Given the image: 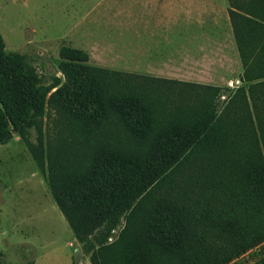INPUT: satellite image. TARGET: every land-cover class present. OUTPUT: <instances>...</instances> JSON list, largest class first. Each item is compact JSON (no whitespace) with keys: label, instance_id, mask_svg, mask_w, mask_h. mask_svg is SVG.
Segmentation results:
<instances>
[{"label":"trees","instance_id":"16d2710c","mask_svg":"<svg viewBox=\"0 0 264 264\" xmlns=\"http://www.w3.org/2000/svg\"><path fill=\"white\" fill-rule=\"evenodd\" d=\"M229 1L234 88L95 66L70 45L41 75L0 34V145L69 120L83 177L49 180L92 264H228L264 242V0Z\"/></svg>","mask_w":264,"mask_h":264},{"label":"rangeland","instance_id":"374dc122","mask_svg":"<svg viewBox=\"0 0 264 264\" xmlns=\"http://www.w3.org/2000/svg\"><path fill=\"white\" fill-rule=\"evenodd\" d=\"M230 6L226 0L216 17L228 43V54L222 64L217 63L208 72L211 75L192 78L203 84L231 88L243 84L235 36L233 31H227ZM143 8L147 7L142 6L141 0H0L4 51L26 55L41 75H52L61 62L63 45L85 46L92 53L90 64L136 73L141 65L135 60L136 33L140 23L150 22L153 17L150 12L143 14ZM93 30L97 35L91 34ZM105 48L111 53L105 55ZM159 48L166 51L167 47ZM124 49L132 54L120 53ZM175 68L169 74L188 80L183 77V63L177 62ZM67 122L58 115L43 116L24 132L14 133L10 142L0 145L1 264H92L91 253L84 252L49 180L51 166L58 175H67L66 179L83 177V153L76 137L67 132ZM263 256L264 242L228 264H252Z\"/></svg>","mask_w":264,"mask_h":264},{"label":"crops","instance_id":"0c3cea01","mask_svg":"<svg viewBox=\"0 0 264 264\" xmlns=\"http://www.w3.org/2000/svg\"><path fill=\"white\" fill-rule=\"evenodd\" d=\"M137 4L140 5V2ZM141 4H146L147 7L143 8V14L150 12L153 17L150 22L140 23V31L138 29L136 33L135 60L141 63L138 64L136 73L204 83L192 78L208 77L211 75L208 72L215 68L217 63L222 64L225 61L228 43L223 38V28L219 26L216 17L218 10L223 11L226 6V0H141ZM227 14L229 33L233 31L229 9ZM93 33L94 30L91 34ZM160 46H166V51L159 48ZM82 49L89 48L82 46ZM110 53L111 51L105 48V55ZM113 53L132 54L126 52V49ZM105 58L115 59L107 56ZM177 62L183 63V77L188 80L169 74L176 69ZM155 70H164L167 73H155Z\"/></svg>","mask_w":264,"mask_h":264}]
</instances>
